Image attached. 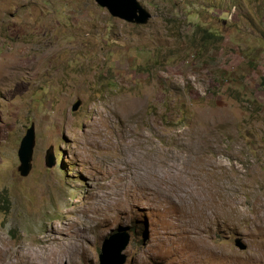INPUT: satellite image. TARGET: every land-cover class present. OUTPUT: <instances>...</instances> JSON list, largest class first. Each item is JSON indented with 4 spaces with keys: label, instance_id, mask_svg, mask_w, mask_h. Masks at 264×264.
<instances>
[{
    "label": "rangeland",
    "instance_id": "rangeland-1",
    "mask_svg": "<svg viewBox=\"0 0 264 264\" xmlns=\"http://www.w3.org/2000/svg\"><path fill=\"white\" fill-rule=\"evenodd\" d=\"M139 1L0 0V264H264V0Z\"/></svg>",
    "mask_w": 264,
    "mask_h": 264
},
{
    "label": "water",
    "instance_id": "water-1",
    "mask_svg": "<svg viewBox=\"0 0 264 264\" xmlns=\"http://www.w3.org/2000/svg\"><path fill=\"white\" fill-rule=\"evenodd\" d=\"M99 5L106 7L109 12L116 17L124 19L130 23L147 24L152 14L142 5L139 0H96ZM81 105L78 99L73 105V110H77ZM35 146V125L32 123L26 130L21 140L18 155L20 159L19 171L22 175H27L32 167V157ZM53 162V156H48V162ZM119 231L111 234L104 240L102 252L100 254V264H124L126 256L122 252L129 243L130 235L126 228L119 227ZM235 244L240 249H246L247 245L241 237L236 238Z\"/></svg>",
    "mask_w": 264,
    "mask_h": 264
},
{
    "label": "trees",
    "instance_id": "trees-1",
    "mask_svg": "<svg viewBox=\"0 0 264 264\" xmlns=\"http://www.w3.org/2000/svg\"><path fill=\"white\" fill-rule=\"evenodd\" d=\"M214 35H216L215 32H214V30H210V29L203 33V36L206 37V38H208V39L213 38ZM61 162L62 161H60V163Z\"/></svg>",
    "mask_w": 264,
    "mask_h": 264
},
{
    "label": "bare ground",
    "instance_id": "bare-ground-1",
    "mask_svg": "<svg viewBox=\"0 0 264 264\" xmlns=\"http://www.w3.org/2000/svg\"><path fill=\"white\" fill-rule=\"evenodd\" d=\"M62 247V246H61ZM70 247V246H69ZM72 248V247H71ZM65 249V248H64ZM69 249V248H68ZM61 250V249H60ZM67 252H69L68 250H66ZM73 251V250H72ZM59 252V251H58ZM70 253V252H69ZM69 256V255H68ZM59 258V257H58ZM33 263V262H32ZM37 264V263H36Z\"/></svg>",
    "mask_w": 264,
    "mask_h": 264
},
{
    "label": "clouds",
    "instance_id": "clouds-1",
    "mask_svg": "<svg viewBox=\"0 0 264 264\" xmlns=\"http://www.w3.org/2000/svg\"><path fill=\"white\" fill-rule=\"evenodd\" d=\"M121 227H122V226H121ZM124 228H125V227H124ZM128 234H129V233H128ZM129 235H130V234H129ZM109 236H110V235H109ZM109 236H108V237H109ZM105 239H106V238H105Z\"/></svg>",
    "mask_w": 264,
    "mask_h": 264
}]
</instances>
